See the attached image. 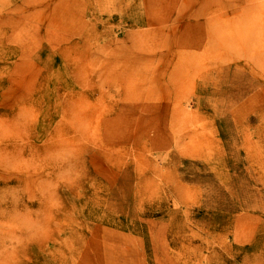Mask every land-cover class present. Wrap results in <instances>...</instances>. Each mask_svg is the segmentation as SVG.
<instances>
[{"label": "rangeland", "instance_id": "374dc122", "mask_svg": "<svg viewBox=\"0 0 264 264\" xmlns=\"http://www.w3.org/2000/svg\"><path fill=\"white\" fill-rule=\"evenodd\" d=\"M0 264H264V0H0Z\"/></svg>", "mask_w": 264, "mask_h": 264}]
</instances>
